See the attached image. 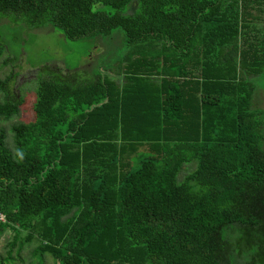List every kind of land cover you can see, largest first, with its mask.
Returning <instances> with one entry per match:
<instances>
[{"label":"trees","instance_id":"trees-1","mask_svg":"<svg viewBox=\"0 0 264 264\" xmlns=\"http://www.w3.org/2000/svg\"><path fill=\"white\" fill-rule=\"evenodd\" d=\"M133 1L0 0L69 39L119 28L126 46L108 72L39 79L12 149L0 130V232L36 233L56 264H264V0H136L124 13Z\"/></svg>","mask_w":264,"mask_h":264},{"label":"rangeland","instance_id":"rangeland-1","mask_svg":"<svg viewBox=\"0 0 264 264\" xmlns=\"http://www.w3.org/2000/svg\"><path fill=\"white\" fill-rule=\"evenodd\" d=\"M137 3L133 1L123 12L132 13ZM94 8L110 14L115 12L108 4L96 3ZM0 43L4 46L0 56V80H5L9 89L8 92L0 91V105L10 102L18 108L10 118L0 116V130L4 131L11 149L12 125L34 119L33 105L39 79L72 80L71 74L81 70L90 74L98 70L108 72L126 48L124 34L119 28H113L107 35L69 39L49 23L34 27L21 17L1 13ZM253 80L256 83L253 105L263 110L261 116L264 118V72ZM194 169V161L183 165L178 180L182 181ZM15 231L8 227L0 232V264H56L50 253L36 254L39 243L36 233L26 241L27 231L18 234Z\"/></svg>","mask_w":264,"mask_h":264},{"label":"built area","instance_id":"built-area-1","mask_svg":"<svg viewBox=\"0 0 264 264\" xmlns=\"http://www.w3.org/2000/svg\"><path fill=\"white\" fill-rule=\"evenodd\" d=\"M0 222H5V216L0 212Z\"/></svg>","mask_w":264,"mask_h":264}]
</instances>
